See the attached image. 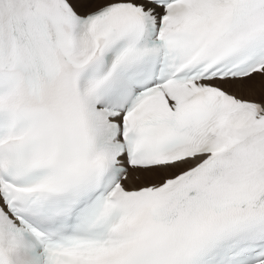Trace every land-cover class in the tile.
<instances>
[{"label":"snow or ice","instance_id":"obj_1","mask_svg":"<svg viewBox=\"0 0 264 264\" xmlns=\"http://www.w3.org/2000/svg\"><path fill=\"white\" fill-rule=\"evenodd\" d=\"M0 264H264V0H0Z\"/></svg>","mask_w":264,"mask_h":264}]
</instances>
